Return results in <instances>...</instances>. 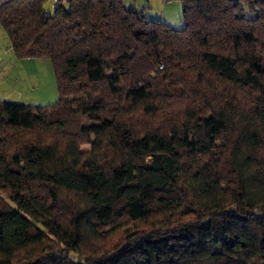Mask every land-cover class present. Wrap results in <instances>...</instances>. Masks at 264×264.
Returning a JSON list of instances; mask_svg holds the SVG:
<instances>
[{"label":"trees","instance_id":"1","mask_svg":"<svg viewBox=\"0 0 264 264\" xmlns=\"http://www.w3.org/2000/svg\"><path fill=\"white\" fill-rule=\"evenodd\" d=\"M46 3L0 0L58 95L0 100V264H264V0Z\"/></svg>","mask_w":264,"mask_h":264},{"label":"rangeland","instance_id":"2","mask_svg":"<svg viewBox=\"0 0 264 264\" xmlns=\"http://www.w3.org/2000/svg\"><path fill=\"white\" fill-rule=\"evenodd\" d=\"M172 1L179 8L177 0ZM145 16L151 17L150 13H145ZM170 25L180 26L175 21H170ZM57 99V86L50 61L46 58L16 57L0 27V100L45 106L56 103ZM101 124L95 123V125ZM81 148L87 150L88 146L83 145ZM117 239H120L119 234L111 241Z\"/></svg>","mask_w":264,"mask_h":264},{"label":"crops","instance_id":"3","mask_svg":"<svg viewBox=\"0 0 264 264\" xmlns=\"http://www.w3.org/2000/svg\"><path fill=\"white\" fill-rule=\"evenodd\" d=\"M128 1L132 2L135 6L143 7L146 13H150L151 17L153 18H161L165 20L168 24H170V21H175L177 23L179 22L180 0L176 1V3L179 4V8H177L176 4H174L172 0H128ZM46 5L48 7H51V0H47Z\"/></svg>","mask_w":264,"mask_h":264},{"label":"built area","instance_id":"4","mask_svg":"<svg viewBox=\"0 0 264 264\" xmlns=\"http://www.w3.org/2000/svg\"><path fill=\"white\" fill-rule=\"evenodd\" d=\"M60 0H51V9H53L57 4H59Z\"/></svg>","mask_w":264,"mask_h":264}]
</instances>
